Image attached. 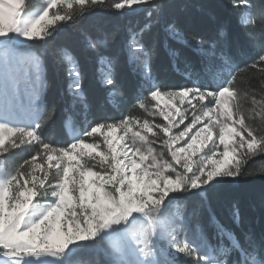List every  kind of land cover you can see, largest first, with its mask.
<instances>
[{
  "label": "snow or ice",
  "instance_id": "snow-or-ice-1",
  "mask_svg": "<svg viewBox=\"0 0 264 264\" xmlns=\"http://www.w3.org/2000/svg\"><path fill=\"white\" fill-rule=\"evenodd\" d=\"M160 7V0H41L37 7L31 0H0V264H78V253L95 251H103V264H264V234L242 243L215 224L229 244L212 245L202 225H192L180 210L189 193L203 200L226 179L251 174L248 162L264 157V96L235 86L248 69L264 73V50L240 67L222 53L217 58L215 43L206 49L193 35L206 60L203 83L195 74L192 86L164 87L152 75L145 47ZM96 9L146 14L147 22L139 31L129 29L125 42L128 63L143 78L131 105L142 115L130 109L120 119L95 123L85 116L87 127L75 130L69 114L63 126L70 141L57 146L41 132L46 81L43 52L34 49ZM253 23L242 20L245 27ZM167 31L187 42L174 24ZM84 40L98 54L100 82L110 96L119 95L115 61L99 54L110 38ZM58 53L71 108L86 114L80 62L70 49ZM24 145L31 146L30 158L14 163L11 153Z\"/></svg>",
  "mask_w": 264,
  "mask_h": 264
},
{
  "label": "trees",
  "instance_id": "trees-1",
  "mask_svg": "<svg viewBox=\"0 0 264 264\" xmlns=\"http://www.w3.org/2000/svg\"><path fill=\"white\" fill-rule=\"evenodd\" d=\"M31 3L37 7L41 0H31ZM160 3L161 7L153 13L155 22L151 32L146 34L145 47L150 53L152 75L164 87L192 86L195 74H200L203 83L206 60L196 50L198 45L192 39L193 35L205 41L206 49L215 43L217 58L222 53L240 67L252 63L264 50V21L261 20L264 0H246V3L245 0H238L236 8L232 6L233 0H160ZM244 17L253 20V25L243 26ZM146 22V14L142 12L96 9L75 27H64L45 48L34 49L37 54L43 52L42 74L46 88L41 98L46 123L41 132L46 140L57 146H64L70 141L67 128L63 126L69 114L74 118V126L80 130L87 127L85 116L87 121L93 123L105 119L111 122L129 113L135 97L141 91L143 78L141 70L128 63L125 42L129 29L139 31ZM170 23L186 35L187 42L175 40L168 34ZM104 34H107L110 42L99 50V54L115 61V79L120 88V94L116 96H110L108 87L100 82L98 54L85 46V35L98 37ZM30 43L38 45L40 42ZM60 48L70 49L80 62L86 114L82 115L80 108L75 111L71 108L66 65L58 53ZM172 51L177 52L178 56L174 57ZM186 72L193 73V78L189 79ZM235 86L241 93L255 94L260 99L264 96V73L258 69H248L237 76ZM245 104L249 105L250 102ZM131 111L136 115L139 113L138 109ZM31 154V146H28L20 151L14 150L11 156L14 163H20L30 158ZM246 168L251 174L235 180L226 179L207 193L203 200L189 194L180 203L184 206V216L190 219L192 225L200 223L208 228L212 245L229 244L227 238L218 235L215 224L223 226L242 243L246 236L259 238L264 234V171H260L264 168V157H254ZM193 209L198 212L195 217L192 216ZM210 220L215 223L210 224ZM73 259L78 264H103L105 256L103 251L81 252Z\"/></svg>",
  "mask_w": 264,
  "mask_h": 264
},
{
  "label": "rangeland",
  "instance_id": "rangeland-1",
  "mask_svg": "<svg viewBox=\"0 0 264 264\" xmlns=\"http://www.w3.org/2000/svg\"><path fill=\"white\" fill-rule=\"evenodd\" d=\"M123 11H128V10L125 9V10H123ZM244 19H248V18H247V17H244L243 20H244ZM33 78H34V77H33ZM43 78H44V74H43ZM24 89H25V85H24L23 83H21V99H22V101H23L24 104H27L28 100H27V97L24 95ZM41 102H42V98H41ZM244 107H245V108L250 107V104H249V105L244 104ZM138 115H142V113L140 112V110H139ZM74 129H75V130H78L75 126H74ZM67 133H68L69 136H71V131H70L69 128H67ZM28 146H29V145H24V146H22L21 148H19V149H15V150H16V151H20V150H23L24 148H26V147H28ZM156 147L159 148V145L157 144ZM189 194H191V193H189ZM189 194H188V195H189ZM178 203H179V202H178ZM183 209H184V206H183L182 204H180V210L183 211ZM182 214H183V212H182ZM183 215H184V214H183ZM202 227L204 228V231H205V233H206L207 239L209 240V238H208V228L205 227V226H203V225H202ZM189 239H191V236L189 237ZM189 264H194V262H193V261H189Z\"/></svg>",
  "mask_w": 264,
  "mask_h": 264
}]
</instances>
